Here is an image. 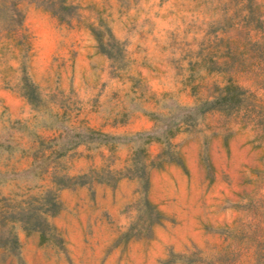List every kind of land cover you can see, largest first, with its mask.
Segmentation results:
<instances>
[{
    "label": "rangeland",
    "instance_id": "rangeland-1",
    "mask_svg": "<svg viewBox=\"0 0 264 264\" xmlns=\"http://www.w3.org/2000/svg\"><path fill=\"white\" fill-rule=\"evenodd\" d=\"M98 19L121 68L96 51ZM21 70L63 122L117 137L47 155L56 130L19 94ZM226 82L235 104L177 121L163 154L150 140L136 155L151 165L131 163L151 113L163 127ZM12 233L18 255L0 248V264H264V0H0V239Z\"/></svg>",
    "mask_w": 264,
    "mask_h": 264
},
{
    "label": "trees",
    "instance_id": "trees-1",
    "mask_svg": "<svg viewBox=\"0 0 264 264\" xmlns=\"http://www.w3.org/2000/svg\"><path fill=\"white\" fill-rule=\"evenodd\" d=\"M61 1V0H58ZM14 12H19V9L12 4ZM57 18L62 19V13L53 11ZM19 29L22 28L21 22L17 24ZM87 28L95 41V48L97 52L104 54L115 64L116 67H123L125 61L123 59L124 46L123 42L116 39L110 31L109 26L104 21L98 19L96 23H88ZM12 30V28H5V31ZM23 36V34H22ZM23 66L21 65V69ZM23 70V69H22ZM21 70V74L18 77V92L24 99L30 104L33 109L42 111L45 117H42L41 124L46 125L49 128L56 130V134L50 137L47 141H44L47 155H60L67 149L73 147L76 144L97 141L106 142L109 138H115L116 135H111L89 126H73L62 121L61 114L57 111L45 105V100L41 95L37 85L33 83L29 77ZM239 97L235 93H231V83L226 82L222 85L221 91L211 98L203 99L200 102L190 105L183 112L178 113L177 118L167 122L163 127H160L156 123L158 114L151 113L155 124L150 130L137 131L133 133L136 137L142 138V143L136 145L131 149L129 159L132 164H138V168L143 169L145 165H151L154 160L139 161L136 155L145 149L144 144L150 140L157 141L162 144L161 151L158 152L157 157L164 153V148L169 144V136H171L178 128V122H189L193 116V112L203 111L210 108H222L226 104H235ZM41 109V110H40ZM38 140V139H37ZM39 143L43 140L39 138ZM56 182L58 180L55 179ZM0 248L7 250L13 255H18V242L15 233L8 235L4 239H0Z\"/></svg>",
    "mask_w": 264,
    "mask_h": 264
},
{
    "label": "clouds",
    "instance_id": "clouds-1",
    "mask_svg": "<svg viewBox=\"0 0 264 264\" xmlns=\"http://www.w3.org/2000/svg\"><path fill=\"white\" fill-rule=\"evenodd\" d=\"M174 158L177 159V161H178L179 160V154L177 153Z\"/></svg>",
    "mask_w": 264,
    "mask_h": 264
}]
</instances>
